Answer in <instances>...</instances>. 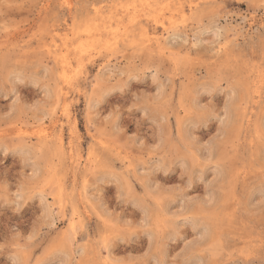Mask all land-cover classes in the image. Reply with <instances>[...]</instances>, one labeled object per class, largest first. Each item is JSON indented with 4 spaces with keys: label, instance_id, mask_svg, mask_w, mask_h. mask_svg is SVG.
<instances>
[{
    "label": "rangeland",
    "instance_id": "1",
    "mask_svg": "<svg viewBox=\"0 0 264 264\" xmlns=\"http://www.w3.org/2000/svg\"><path fill=\"white\" fill-rule=\"evenodd\" d=\"M0 264H264V0H0Z\"/></svg>",
    "mask_w": 264,
    "mask_h": 264
},
{
    "label": "bare ground",
    "instance_id": "2",
    "mask_svg": "<svg viewBox=\"0 0 264 264\" xmlns=\"http://www.w3.org/2000/svg\"><path fill=\"white\" fill-rule=\"evenodd\" d=\"M67 2L68 3H71V0H67ZM72 5V4H71ZM145 11V10H144ZM161 11V10H160ZM182 14V13H181ZM130 17V16H129ZM134 18V17H133ZM133 20V19H132ZM111 31V30H110ZM115 32V31H114ZM151 34V33H150ZM148 35V34H147ZM150 40V39H149ZM148 40V41H149ZM171 53V52H170ZM61 61L63 62V66H64V68H65V71L67 70V67H68V65H69V62H68V58H67V54L65 53V54H62V56H61ZM62 71V70H61ZM62 77V76H61ZM64 78V77H63ZM65 81V80H64Z\"/></svg>",
    "mask_w": 264,
    "mask_h": 264
}]
</instances>
